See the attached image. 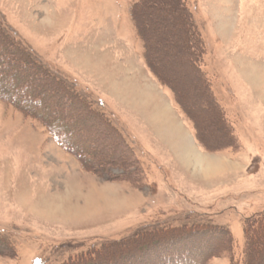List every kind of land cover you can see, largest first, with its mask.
<instances>
[{"label":"rangeland","instance_id":"374dc122","mask_svg":"<svg viewBox=\"0 0 264 264\" xmlns=\"http://www.w3.org/2000/svg\"><path fill=\"white\" fill-rule=\"evenodd\" d=\"M177 2L0 0L3 34L78 103L0 41L3 73L17 84L8 92L45 86L40 98L62 109L69 142L116 160L84 169L43 122L0 99V264H244L247 222L264 216V0H187L197 51ZM137 86L157 100L146 112L154 119L172 103L199 160L187 162L185 135L158 141L143 127L124 101L145 103L128 88ZM263 251L264 230L254 264Z\"/></svg>","mask_w":264,"mask_h":264},{"label":"trees","instance_id":"16d2710c","mask_svg":"<svg viewBox=\"0 0 264 264\" xmlns=\"http://www.w3.org/2000/svg\"><path fill=\"white\" fill-rule=\"evenodd\" d=\"M169 1H171V0H169ZM178 1H179V7H178L179 12L177 15H178V17L179 16L181 17L180 18L181 27L182 28L185 27V29L189 35L188 44L192 47L193 50L197 51V49L199 48V44H201V43H200V39H198V35L196 33L194 25H193V23H191V19L187 13V9H186L188 6L187 0H178ZM176 2H177V0H175V3ZM137 11H138V7H136V9L133 10V18L137 24V27L141 33V36L145 40V44H147V42H148L147 37L142 33L141 25L139 23L138 18L136 17ZM0 41L4 42L7 46L6 49H3L4 54H7L8 56L10 54H13L14 57L16 56V57H21V58L25 59V61L28 62L27 63L28 66L30 68H32L35 73L42 76V82L44 84H46V85L49 84L50 86L58 87L63 94H65L67 97L71 98L73 101L76 100L78 103V96L72 95L73 93L65 85L64 82L62 83L59 80H57L55 77H53L52 75H48L47 72H45V70L42 69L38 63H36L34 60H32L31 55H29L18 43L16 44L13 39H9L5 34H3V32L1 30H0ZM192 54H193V52H192ZM192 56L194 58V54ZM10 60L12 61L11 63L14 65H16L15 62L18 61L17 58L16 59L10 58ZM32 64H34V65H32ZM8 66H10V64L6 63L5 60H2L0 58V99L1 100L13 104L15 107H17L18 109L23 111L25 114L30 115L32 117H35V118L39 119L41 122H43L49 128L50 132L52 133V135L54 136L56 141L80 159L81 164L84 167V169L94 170L96 168L95 170H97L98 167L109 166V164H112V163H114V161H116L115 159H112V158H110V159L103 158L100 151L98 153H94V152L82 153V151H80L81 147H78V145H77L78 142L77 143L69 142L72 140V138H74L73 137L74 135L69 134L70 131L67 128L68 122L66 120V116L62 112V109H53L55 104L53 103L52 97H51V101H50L51 104H49V105H45L43 99L40 98L41 94H44V97L46 95L45 92H46L47 88L45 86L40 88V91H39V90H37L38 88L36 89L35 87H34V89H32L28 86H27V88H22L20 85H18L17 90L19 91V95H18V93H15V91H12L9 93L8 90L10 88V84L11 83H12V85H17V84H16L15 79H12V81L10 83L9 79H8L9 76L7 74L3 73L8 68ZM193 68L195 69V71H197L199 73L200 77L203 79L204 85L208 89V94L212 99V103L218 109V113L221 116V119H222V122H223L225 128L229 132H231L230 128H228L227 123L225 121V119H226L224 116L225 114L220 108L221 105L218 103L217 100H215L213 93L210 90V86L208 85V84H210V82L206 78L202 69L198 66L197 63H195V59H193ZM6 81H8V83ZM24 83L25 82H23V83L21 82V85ZM27 84H30V83L27 82ZM26 92H28L30 94L27 95ZM29 95H32V99H29L28 97H23V96H29ZM46 99H50V98H48V96H47ZM32 101L35 102L36 104L31 105L30 102H32ZM50 105H52V106H50ZM52 110L55 112H52ZM98 120H101V118L99 117ZM98 155H99L100 160L97 159ZM247 224L250 225L251 229H250V232L246 231L248 236H249L248 237L249 241H248V245L246 248L244 264H254L253 263L254 257H253V253H252L253 240H254V237L256 238L258 236V234L262 230H264V216H258L257 218H252V219L248 220ZM215 229H217L215 235L217 237H219L221 240L224 239L223 238L224 236H227V235L229 236V234L226 232H223V230H221V228H215ZM186 234L187 233H185L184 235H186ZM180 235H182V234L175 235V236H180ZM172 237H174V236H172ZM179 256H181V255H179ZM169 258H170V260L164 261V264H175V263H173V261H171V258H173V257L170 256V257H168V259ZM169 261L171 263H169Z\"/></svg>","mask_w":264,"mask_h":264},{"label":"crops","instance_id":"0c3cea01","mask_svg":"<svg viewBox=\"0 0 264 264\" xmlns=\"http://www.w3.org/2000/svg\"><path fill=\"white\" fill-rule=\"evenodd\" d=\"M252 68H254V67H252ZM252 73H254V75L258 76L259 72L258 71L257 72L253 71ZM242 79H243V77H242ZM253 81L254 80H252V82ZM244 82L246 83L245 80H244ZM246 85L249 86L247 83H246ZM255 87L257 88V89L255 88L256 91H259L258 87L257 86H255ZM128 88L131 89L130 91L132 92V94H134V96H136V94L139 95V96H136L135 99H138L140 101H144L145 103H141V102L140 103L139 102L136 103V102L133 101L134 104H135L134 105L133 103H131L132 101L130 99H129L130 101L128 99H126L124 101L127 102L129 104V107L132 108V111L134 110L133 112L139 116V122L143 125V127L147 131H150L152 134H154L153 131L156 133V135L154 134L155 135L154 137L158 141H159L158 137L159 138L160 137H162V138L170 137L172 139L173 130H175L176 132L179 131L180 133H182V135L186 136V132L189 130V128L188 127H182L180 125V121H179L180 117L178 116V114L176 112L175 113H176V115L178 117L173 114V109H172L173 105H172V103L169 102L168 106L160 108L159 111L155 110L157 118L154 119L152 116H150V113L147 114L146 112H149L150 108H152V107L157 108V105H156L157 100H153L152 97H150L147 94L146 91L142 92L141 88H139L138 86L135 87V88H130V87H128ZM136 88L137 89L139 88V89L136 90ZM249 91L251 93L250 86H249ZM262 91H264V89ZM262 91H260V92H262ZM162 96L163 95H161V97ZM257 102H258V104L260 103L261 106L260 105H256V107H259V106L260 107H264V104L261 103L259 100ZM138 104H140L143 108L140 107ZM145 106H147V108ZM144 108H145L146 111L143 110ZM157 114H159V116ZM182 124L184 125V123H182ZM148 126H149L150 129L148 128ZM187 128H188V130H187ZM144 147H146V146H144Z\"/></svg>","mask_w":264,"mask_h":264},{"label":"bare ground","instance_id":"6f19581e","mask_svg":"<svg viewBox=\"0 0 264 264\" xmlns=\"http://www.w3.org/2000/svg\"><path fill=\"white\" fill-rule=\"evenodd\" d=\"M138 16V15H137ZM215 128V127H214ZM187 131V130H186ZM224 132V131H223ZM177 133H180L179 131L177 132ZM212 133H214V132H212ZM217 133V132H216ZM180 134H182V133H180ZM186 137L185 138H187V141H188V144L186 145L187 146V150H185V149H183V150H185V151H187V152H185L186 153V155H187V162H193L191 159H190V157L192 158V157H194V159H197L196 157V150L193 148V147H191V144H190V142H189V139H191V141L193 140V138L189 135V132L187 131L186 132ZM221 135V134H220ZM217 139V138H216ZM226 140H227V138H226ZM225 140V141H226ZM189 157V158H188ZM197 160H199V159H197ZM202 162V161H201ZM207 172L209 173V172H211V171H213V166L212 165H208L207 166ZM202 241V240H201ZM188 243V242H187ZM202 244V243H201ZM261 253V252H260Z\"/></svg>","mask_w":264,"mask_h":264}]
</instances>
